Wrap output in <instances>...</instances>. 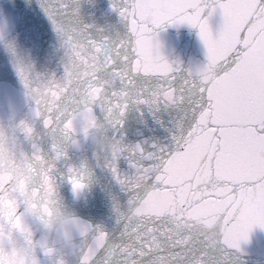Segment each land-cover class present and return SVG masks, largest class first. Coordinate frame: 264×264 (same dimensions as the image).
I'll return each instance as SVG.
<instances>
[{"label": "snow or ice", "instance_id": "6c2138e0", "mask_svg": "<svg viewBox=\"0 0 264 264\" xmlns=\"http://www.w3.org/2000/svg\"><path fill=\"white\" fill-rule=\"evenodd\" d=\"M72 2L78 4V0ZM41 8L56 34L68 37L64 40L66 50L86 65L80 74L86 82L76 114L91 124L99 108L105 126L124 142L120 162L107 167L120 186L119 196L109 194L113 201L128 195H136L142 201L169 198L175 201L185 188L199 197L197 204L214 201L222 193L236 197L241 190L254 196L264 195V57L254 59L248 55V48L242 46L249 36L255 40L264 33V0H111V10L117 12L126 23L128 34L120 39L115 49L108 43L92 42L87 54L82 50L89 40L87 33L90 26L76 29L66 27L64 22V17L78 18V7L71 9L70 3L61 0L60 7L53 8L41 0ZM183 25L197 31L207 60L216 67L219 83L215 87L211 83L194 85L189 80L190 71L183 68L180 61H169L163 55L160 32L167 27ZM8 51L15 55L11 45H8ZM101 57L103 63L100 62ZM110 66L113 67L110 74L113 77L112 95L125 98L119 109L111 106L104 88L105 82L96 75ZM14 67L25 89L26 99H35L37 102V108L32 110L34 118L42 119L46 129L55 124L61 133L59 139L53 134L50 157L45 158L42 149L33 144L35 151L31 157L22 154L24 159L19 171L0 166V230L4 234L16 232L24 236L27 244H35L39 239L38 234L20 231L26 229L23 216L34 195L57 200L60 187L66 183L74 198L70 204L75 206V201L92 185L94 171L91 165L72 164L68 155L69 147L76 144L72 136L73 113L64 115L63 120L57 118V121L45 116V113H51L48 96L58 97L63 89L45 85L48 96L43 97L45 108L41 110L39 104L42 94L37 89V95L34 96L26 69L18 64ZM138 78L152 84L151 90L138 87ZM117 81L119 88L115 86ZM128 100L137 105L141 116H144L145 109L152 115L167 133L165 140L128 141L123 127ZM161 105L165 109L180 106L179 119L167 123L160 119L158 113L162 110ZM222 105L228 106L230 113L218 114ZM237 120L247 121L242 125L248 133L246 155L255 166L249 173V179L243 183L229 179L225 169L237 143L232 133L241 127L235 123ZM32 132L31 127L24 126L27 138H31ZM83 132L86 134L87 127ZM201 138L207 139L208 150L200 156L196 171L186 173L177 187L171 182L170 170L179 165L178 152L184 153ZM121 162L126 164L127 170H121ZM138 165L142 172L134 179L133 170ZM113 216L122 237L131 234L128 231L130 227L133 232L140 227H132L127 223V217L119 213L115 206ZM156 231L158 229H146L147 233ZM250 231L248 229L230 240L228 247L242 253V245L249 242ZM144 237L145 233L137 235L142 246L133 251L141 259L133 260L131 264H183L186 252L183 255L175 252L157 256V250L163 251L160 249L159 237ZM167 238L172 240L171 236ZM82 240L83 246L75 258L64 260L55 253L41 251L39 256L42 264H114L117 248L120 252L127 251L129 256L133 255V252L128 251L131 245L122 247L112 232L99 225L94 227L87 223ZM177 246L184 250L187 241L177 239L171 244L173 248ZM101 250L103 255H98ZM169 256L171 259H168ZM0 264H6L2 254Z\"/></svg>", "mask_w": 264, "mask_h": 264}, {"label": "water", "instance_id": "95a60500", "mask_svg": "<svg viewBox=\"0 0 264 264\" xmlns=\"http://www.w3.org/2000/svg\"><path fill=\"white\" fill-rule=\"evenodd\" d=\"M43 2L53 8L61 5V0ZM63 2L70 3L71 9L79 8L78 18L64 17L66 27L80 29L84 25L90 26L87 33L89 40L82 50L84 54H87L92 42L108 43L115 49L120 39L128 34L126 23L117 12L111 10V0H78V4L72 0ZM66 39L67 36L60 37L54 31L41 8V0H0V166L19 171L24 159L22 154L26 153L31 157L35 151L33 144L42 149L45 158L50 157L53 134L58 139L61 135L60 128L55 124L46 129L42 119L34 118L32 110L37 108V102L35 99H26L25 89L14 67L18 64L26 69L33 95H37V89L42 94L39 104L41 110L45 108L43 97L48 96L45 85L63 89L58 97L48 96L51 113H45V116L57 121V118L63 120L64 115L73 113L72 136L76 144L69 147L68 155L72 164L91 165L94 171L92 185L75 201V206L70 204L74 198L66 183L60 187L57 200L37 198L34 195L23 216L26 229L20 231L38 234L39 239L35 244H27L21 234L12 231L4 234L0 230V254L6 264H42L39 256L41 251L55 253L64 260L75 258L83 246L82 233L87 223L108 229L122 247L132 246L128 248V251L133 252L132 256L117 248L118 255L113 257L114 264H131V261L141 259L133 251L142 246L141 241L137 240L139 233H145L144 238L148 239L152 235L159 237L160 249L163 251L157 250V256L175 252L183 255L186 252L183 264H264V195L254 196L241 190L236 197L222 193L214 201L197 204L199 197L185 188L175 201L171 198L142 201L136 195L112 200L109 194L119 196L120 186L107 167L120 162L124 142L105 126L99 108L91 124L76 114L86 82L80 74L86 65L66 50ZM159 40L163 55L169 61H180L181 66L190 71L189 80L194 85L211 83L215 87L219 83L216 79V67L207 60L196 30L187 25L167 27L160 32ZM8 45L14 48L15 55L9 53ZM242 46L248 48L250 57H264V33L255 40L249 36ZM100 62L103 63L102 57ZM112 72L113 67L110 66L96 75L105 82L104 88L111 106L119 109L125 98L112 95ZM137 85L149 90L153 87L142 78H138ZM115 86L119 88V81ZM161 109L158 116L166 123L179 119L180 106L165 109L161 105ZM125 110L123 127L129 142L166 139L164 128L155 122L146 109L144 116H141L137 105L128 100ZM220 113H230V109L222 105L218 110V114ZM235 123L241 127L232 133L237 143L233 157L225 164V169L229 173V179L243 183L249 179V173L255 166L246 155L248 133L243 130L242 125L247 121L237 120ZM25 125L33 129L30 139L24 134ZM85 127L86 134L83 132ZM206 150L207 139L201 138L184 153L178 152L179 165L170 170L171 182L179 187L186 173L196 171L199 158ZM60 166L63 168V164ZM120 167L121 170H127L123 162ZM141 172L142 168L138 165L133 170V178L139 177ZM113 206L127 217L126 222L132 227L140 226L137 231L133 232L130 227L129 236L120 235L115 225ZM148 228L158 231L147 233ZM166 229L169 231H165ZM248 229H251L249 242L242 245V253L228 247L230 240ZM162 232L163 236L160 235ZM177 239L187 241V248L182 250L179 246L171 247ZM98 255H103L102 250Z\"/></svg>", "mask_w": 264, "mask_h": 264}]
</instances>
